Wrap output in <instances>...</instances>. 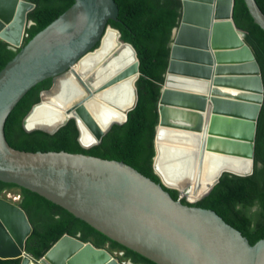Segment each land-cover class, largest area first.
I'll return each instance as SVG.
<instances>
[{
	"label": "water",
	"instance_id": "1",
	"mask_svg": "<svg viewBox=\"0 0 264 264\" xmlns=\"http://www.w3.org/2000/svg\"><path fill=\"white\" fill-rule=\"evenodd\" d=\"M179 1L180 20L172 30L168 64L157 102L158 123L152 159V170L159 179L157 184L122 161L65 151L26 152L8 144L4 124L9 113L32 87L46 79L51 80L50 87L40 91L39 101L22 119L25 132L40 130L53 134L72 119L78 130L79 145L88 149L99 144L114 124L126 121L127 113L137 103L136 86L134 102L124 118L110 122L88 145L81 142L79 123L89 133L94 126L99 127L82 106L92 94L89 88L85 98L70 104V115L62 122L52 127L26 124V118L42 101L43 93L53 87L55 78L95 50L108 28L132 51L136 80L140 73L134 48L120 39L118 30L108 25L109 20H116L118 16L114 0H73L69 8L26 43L25 30L31 25L28 14L34 9V3L0 0V40L16 51L0 70V182L40 195L113 243L153 264H264V239L252 246L240 231L226 224L216 213L192 206L210 193L223 174L242 178L253 174L256 125L264 93L260 69L245 42L244 31L234 24V0ZM244 2L253 21L264 30V12L256 0ZM169 75L200 80L203 91L209 96L207 99L201 96L196 102L199 108L206 103L210 108V114L198 111V130L204 118L212 125L218 115L249 125V144L244 145V150L251 160V171L244 174L223 171L207 191L195 199L187 197L192 189L188 183L174 174L167 179L155 162L158 126L161 123L177 126L162 106ZM229 79L236 86L227 85L225 81ZM249 86H255L256 91L251 92ZM189 98V95L182 96L184 101ZM214 130L220 132L217 125ZM202 137L195 189L200 186L203 175L206 129ZM184 156L178 154L177 161L182 159L186 167ZM164 188L176 191L178 199L173 200ZM31 232L32 226L24 210L0 197V259L20 258V264H120L106 248L95 247L67 234L36 260L25 251Z\"/></svg>",
	"mask_w": 264,
	"mask_h": 264
},
{
	"label": "trees",
	"instance_id": "2",
	"mask_svg": "<svg viewBox=\"0 0 264 264\" xmlns=\"http://www.w3.org/2000/svg\"><path fill=\"white\" fill-rule=\"evenodd\" d=\"M34 9L28 14L31 21L25 30L24 43L45 28L71 6L73 0H29ZM118 6L116 20L108 25L120 33V39L129 43L138 59L139 77L135 82L137 103L127 113L126 121L114 124L101 142L88 149L78 141L74 120H69L55 133L40 130L25 132L21 122L30 108L39 101L40 91L48 89L50 79L32 87L9 113L4 134L14 149L26 152L65 151L81 153L108 160H117L133 167L157 184L158 177L152 170L155 127L158 123L157 102L168 64L172 30L178 26L181 4L179 0H114ZM264 12V0H256ZM233 21L244 31L245 42L250 46L258 63L264 91V30L256 24L244 0H234ZM15 50L0 40V70L15 55ZM254 171L242 178L223 174L210 193L193 204V207L216 213L226 224L240 231L254 246L264 239V93L255 135ZM18 189L19 206L26 213L32 232L25 243V251L38 260L64 234L90 242L108 252L121 253V260L132 264H153L139 255L113 243L101 233L58 205L40 195L0 182V193ZM166 190L173 200L179 195ZM184 205L187 203L181 200ZM20 258L0 259V264H20Z\"/></svg>",
	"mask_w": 264,
	"mask_h": 264
},
{
	"label": "bare ground",
	"instance_id": "3",
	"mask_svg": "<svg viewBox=\"0 0 264 264\" xmlns=\"http://www.w3.org/2000/svg\"><path fill=\"white\" fill-rule=\"evenodd\" d=\"M135 62L130 48L119 41L114 30L108 28L95 50L83 57L71 70L55 78L53 87L43 93L42 101L26 118L27 126L52 127L62 122L70 115V104L85 98L89 88L92 94L82 106L95 118L99 127L94 126L93 132L89 133L80 122L79 128L81 142L84 145L92 143L94 137L110 122L121 121L132 106L137 76ZM225 83L236 86L230 79ZM247 88L251 92L256 91L255 86ZM164 90L162 106L168 110L172 122L177 125L166 126L161 123L157 128L155 162L167 179L173 174L180 177L192 187L187 197L195 199L207 191L219 173L233 171L244 174L251 171V160L244 150V145L249 144L248 124L239 119L218 115L212 125L204 118L202 128L198 130V111L210 114L207 103L202 108L196 103L201 96L209 98L203 91L200 80L169 75ZM183 94L191 98L184 101ZM176 95L179 97H175ZM216 125L220 132L214 130ZM185 126L188 128H182ZM205 129L207 142L203 155V175L200 186L195 189V171ZM178 154L186 155V167L182 159L177 161Z\"/></svg>",
	"mask_w": 264,
	"mask_h": 264
},
{
	"label": "built area",
	"instance_id": "4",
	"mask_svg": "<svg viewBox=\"0 0 264 264\" xmlns=\"http://www.w3.org/2000/svg\"><path fill=\"white\" fill-rule=\"evenodd\" d=\"M0 196L4 198L5 200L18 205L21 199L19 191H10V190H4L0 193ZM121 256V253H120Z\"/></svg>",
	"mask_w": 264,
	"mask_h": 264
},
{
	"label": "rangeland",
	"instance_id": "5",
	"mask_svg": "<svg viewBox=\"0 0 264 264\" xmlns=\"http://www.w3.org/2000/svg\"><path fill=\"white\" fill-rule=\"evenodd\" d=\"M10 191H17L18 189L16 188H12V189H9ZM1 197V196H0ZM111 254V256L116 259L120 264H128L127 261H124V260H121L119 257H120V253L118 252H109Z\"/></svg>",
	"mask_w": 264,
	"mask_h": 264
}]
</instances>
